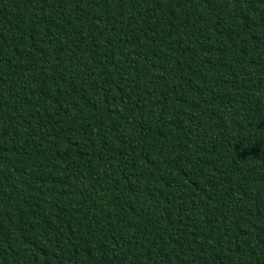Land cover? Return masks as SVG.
Wrapping results in <instances>:
<instances>
[{"label":"trees","instance_id":"1","mask_svg":"<svg viewBox=\"0 0 264 264\" xmlns=\"http://www.w3.org/2000/svg\"><path fill=\"white\" fill-rule=\"evenodd\" d=\"M0 264H264V0H0Z\"/></svg>","mask_w":264,"mask_h":264}]
</instances>
